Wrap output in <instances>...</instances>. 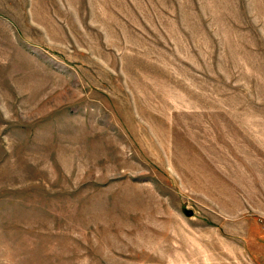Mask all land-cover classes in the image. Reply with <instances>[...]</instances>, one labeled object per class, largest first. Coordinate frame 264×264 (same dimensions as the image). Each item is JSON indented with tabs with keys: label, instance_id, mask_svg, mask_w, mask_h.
Returning a JSON list of instances; mask_svg holds the SVG:
<instances>
[{
	"label": "rangeland",
	"instance_id": "obj_1",
	"mask_svg": "<svg viewBox=\"0 0 264 264\" xmlns=\"http://www.w3.org/2000/svg\"><path fill=\"white\" fill-rule=\"evenodd\" d=\"M0 264H264V0H0Z\"/></svg>",
	"mask_w": 264,
	"mask_h": 264
},
{
	"label": "water",
	"instance_id": "obj_2",
	"mask_svg": "<svg viewBox=\"0 0 264 264\" xmlns=\"http://www.w3.org/2000/svg\"><path fill=\"white\" fill-rule=\"evenodd\" d=\"M185 214L188 215V216H190V215H192V211H190V210H185Z\"/></svg>",
	"mask_w": 264,
	"mask_h": 264
}]
</instances>
